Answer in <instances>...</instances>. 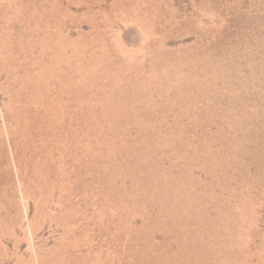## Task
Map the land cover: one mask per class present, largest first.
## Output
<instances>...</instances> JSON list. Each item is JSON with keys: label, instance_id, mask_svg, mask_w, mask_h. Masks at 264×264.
<instances>
[{"label": "rangeland", "instance_id": "374dc122", "mask_svg": "<svg viewBox=\"0 0 264 264\" xmlns=\"http://www.w3.org/2000/svg\"><path fill=\"white\" fill-rule=\"evenodd\" d=\"M0 264H264V0H0Z\"/></svg>", "mask_w": 264, "mask_h": 264}]
</instances>
